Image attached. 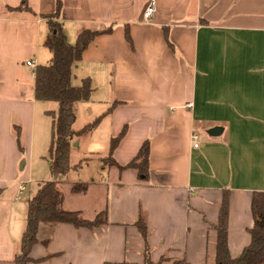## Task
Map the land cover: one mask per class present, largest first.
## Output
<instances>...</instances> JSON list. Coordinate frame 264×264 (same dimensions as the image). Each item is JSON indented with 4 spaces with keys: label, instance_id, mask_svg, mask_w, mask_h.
<instances>
[{
    "label": "crops",
    "instance_id": "obj_1",
    "mask_svg": "<svg viewBox=\"0 0 264 264\" xmlns=\"http://www.w3.org/2000/svg\"><path fill=\"white\" fill-rule=\"evenodd\" d=\"M150 1L62 0L56 20L68 41L85 29H113L92 41L80 64L107 68L109 102L119 103L113 112L127 125L113 156L125 165L149 138L150 178L109 168L108 224H41L31 257L53 256L31 264H142L145 242L134 225L140 215L155 263L215 264L216 233L207 222L216 223L224 190L231 192V255L250 243L252 196L264 191V0H153L146 25ZM23 3L30 10L9 9ZM56 7L57 0H0V186L31 181L37 74L51 58L43 15ZM214 127L222 134L211 136ZM10 197L0 196V264H15L26 227L23 206Z\"/></svg>",
    "mask_w": 264,
    "mask_h": 264
},
{
    "label": "trees",
    "instance_id": "obj_2",
    "mask_svg": "<svg viewBox=\"0 0 264 264\" xmlns=\"http://www.w3.org/2000/svg\"><path fill=\"white\" fill-rule=\"evenodd\" d=\"M61 7L62 0H57L56 13L43 15L44 18L48 19L50 27V35L46 38L44 45L49 50L51 58L46 65L39 69L37 74L39 99L44 102H55L58 104L57 111H49V115L53 119L49 151L51 159L49 168L53 180L39 185L35 194L27 201L26 227L22 234L20 251L14 259L15 264L36 263L53 256L50 255L38 260L31 257L33 248L40 243L38 232L40 225L43 223L50 225L69 224L76 229L93 230L107 225L109 222L107 188L98 187L100 185H97L92 189L94 198L99 202L102 201V206L93 210L94 217L87 218L82 211L65 207V194L62 190V185L67 184L65 178L70 170L78 168V166L72 167L70 164V149L75 137L92 132L102 121V116H100L80 130H74L73 127L77 119L75 104L89 101L95 89L90 77L83 79L82 86H74L72 84L73 67L82 62L84 52L96 37L110 34L113 29L111 27H107L102 31L85 29L79 33L75 44L72 45L64 33L62 24L56 20ZM9 9L30 10L26 3L21 4L17 8ZM125 38L133 48V41L128 26H126ZM113 104L114 107L107 111L108 114L119 103L116 101ZM122 129L116 137L111 139L109 155L101 160L108 169L118 167L120 171L127 169L136 170L139 180L148 182L150 178L151 140L147 139L142 143L131 161L125 165H120L113 154L126 135L127 125ZM68 186L70 192L74 195H86L90 189L86 183H74ZM99 190L103 191L101 195H97ZM230 194L229 190H224L216 223L207 222L216 233L215 264H264V191L253 193L251 212L254 224L248 229L250 243L237 257L231 255L228 244ZM134 225L145 242L144 263L142 264H162L166 260L165 257H162L158 263L151 259L147 242L148 227L142 215L139 216ZM41 243L47 245L48 241ZM173 264L190 263L182 259L175 260Z\"/></svg>",
    "mask_w": 264,
    "mask_h": 264
},
{
    "label": "rangeland",
    "instance_id": "obj_3",
    "mask_svg": "<svg viewBox=\"0 0 264 264\" xmlns=\"http://www.w3.org/2000/svg\"><path fill=\"white\" fill-rule=\"evenodd\" d=\"M69 39L70 43L72 44L76 41V39L73 41V38L70 35ZM47 51L49 50L47 49ZM47 63L48 61L42 64L45 65ZM76 66L78 67L75 68ZM76 66L73 67L72 84L74 86L80 87L82 86L84 78L91 77L93 79L92 85L95 89V93L92 94L89 101H83L75 104L77 119L73 128L74 130L78 131L85 125L92 123L96 118L100 116H102V121L99 126L92 132L75 137L74 143L70 149V164L72 167L78 166V168H72L67 174L65 178L67 186L62 185V190L65 194L66 208L82 211L84 216H86L87 218H92L94 217L93 210L102 206V201L99 202L96 198H94L92 189L97 185H100L98 187L102 188H107L108 185H110L108 183L110 179L108 175L109 169H103L102 162L98 160V157H106L109 155L111 139L113 137H116L123 130V125L121 122V118L114 114V109L112 110L113 113L108 114L107 112L110 108L114 107V102H109V98L111 95V85L107 68H99L97 67V65L90 63H82ZM57 110L58 104L55 102L40 101L39 103L37 114L38 124L35 159L33 170L29 174V178L31 181L27 184L25 183L27 186V190H25L24 193L20 195L18 192V187L12 188L6 184L0 186V196L4 194L7 196H11L10 198L14 197L15 199L16 197L15 201L21 203V205L23 206L24 221L26 220L25 210L28 199H30L34 195L36 190L39 188V185L53 180V176L49 168L51 163L49 151L51 146L53 119L49 115V111ZM133 122L135 121L132 120V123ZM199 130L203 134V136H206L205 129ZM125 150L126 149L123 148L122 151L125 152ZM22 174L28 175L27 172ZM112 174H115V176L118 177L116 170H113ZM74 183L88 184L90 187V189L88 190L89 192L86 195L72 194L68 185ZM102 192V190L97 191V195H101ZM54 239H52L53 244L55 242ZM50 243L51 240L48 241V245Z\"/></svg>",
    "mask_w": 264,
    "mask_h": 264
},
{
    "label": "built area",
    "instance_id": "obj_4",
    "mask_svg": "<svg viewBox=\"0 0 264 264\" xmlns=\"http://www.w3.org/2000/svg\"><path fill=\"white\" fill-rule=\"evenodd\" d=\"M155 12V3L154 1H150V3L148 4V6L146 7L144 13H143V23L146 25H150L152 23V19H153V14ZM27 64L29 66H32L33 63L32 62H27ZM190 105V104H189ZM192 142L194 143V147L197 148L199 145V136L196 133L192 134ZM19 194H23L25 190H27L26 184L24 182L20 183L19 186Z\"/></svg>",
    "mask_w": 264,
    "mask_h": 264
},
{
    "label": "water",
    "instance_id": "obj_5",
    "mask_svg": "<svg viewBox=\"0 0 264 264\" xmlns=\"http://www.w3.org/2000/svg\"><path fill=\"white\" fill-rule=\"evenodd\" d=\"M222 132H223V128H221V127H214L213 129L210 130L209 134H210L211 136L216 137V136L221 135ZM22 168H23V167H21V169H22Z\"/></svg>",
    "mask_w": 264,
    "mask_h": 264
}]
</instances>
